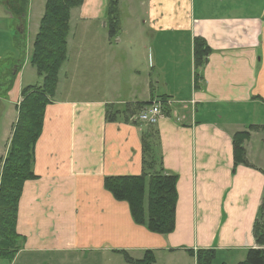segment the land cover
Segmentation results:
<instances>
[{
    "label": "crops",
    "instance_id": "obj_1",
    "mask_svg": "<svg viewBox=\"0 0 264 264\" xmlns=\"http://www.w3.org/2000/svg\"><path fill=\"white\" fill-rule=\"evenodd\" d=\"M109 2L84 0L72 11L71 22L74 15L79 24L72 36L70 23L68 60L35 148L37 178L26 182L19 203L22 249L12 263L0 264H131L124 254L141 261L147 253L155 264H197L191 253L201 250L217 252L214 264L244 263L259 248L254 228L264 202V122L258 118L264 108V0H119L115 39L104 23ZM32 15L30 7L27 22ZM38 33L29 32L27 60L8 95L16 111L23 90L35 87L21 90L18 83L28 72L38 76L31 64ZM184 37L192 73L171 90L162 52ZM196 39L212 50L198 75ZM150 50L151 74L144 57ZM79 77L76 91L84 96L73 99ZM162 97L167 102L157 126L135 120ZM258 107L249 127L262 130L245 144L248 164L236 165L234 137L250 131L237 115ZM153 173L178 177L176 230L169 236L136 225L129 205L105 187L107 179Z\"/></svg>",
    "mask_w": 264,
    "mask_h": 264
},
{
    "label": "trees",
    "instance_id": "obj_2",
    "mask_svg": "<svg viewBox=\"0 0 264 264\" xmlns=\"http://www.w3.org/2000/svg\"><path fill=\"white\" fill-rule=\"evenodd\" d=\"M11 15L23 20L20 32L25 34L30 0H0ZM84 0H47L45 14L40 23L39 33L34 42L31 64L43 79L42 86L23 90V101L19 105L18 119L13 126L9 148L1 162L0 170V262L12 263L22 249L23 238L17 232L19 203L26 182L35 180L33 172L35 148L44 130L45 114L56 96L60 71L68 60V39L72 11L83 6ZM119 0H110L107 11V27L112 39L121 29ZM23 34V35H24ZM212 50L203 39L194 41V63L197 75L204 68ZM5 63H0V67ZM21 63L7 71L10 79L8 87L0 96L8 97L12 92ZM199 77L197 76V80ZM166 104V99L159 98ZM148 103L143 109L151 105ZM140 111V110H139ZM143 111V110H142ZM141 111V112H142ZM139 112V113H141ZM138 113V114H139ZM137 115V114H136ZM113 120V115L109 117ZM262 130L251 127L250 131L234 137L236 165H247L245 144L251 133ZM150 162L151 146H145ZM178 177L165 173L150 176L119 177L105 181V187L118 202L127 203L134 223L145 227L150 233L169 236L176 230V209L178 203ZM258 249L248 252L242 264H264V202L260 211V221L254 228ZM196 257L197 264H214L217 260L215 250H201ZM125 260L131 264H155L156 257L147 253L141 261H133L127 254Z\"/></svg>",
    "mask_w": 264,
    "mask_h": 264
},
{
    "label": "rangeland",
    "instance_id": "obj_3",
    "mask_svg": "<svg viewBox=\"0 0 264 264\" xmlns=\"http://www.w3.org/2000/svg\"><path fill=\"white\" fill-rule=\"evenodd\" d=\"M47 0H30L29 4V10L31 7V11L33 15L28 19L29 22H27L28 26V35L27 37H24L20 32L21 24H23V20H17L15 19L10 12L6 10V8L3 6L2 3H0V63H5L0 67V95L3 92V90H6L8 87V84L10 82L9 78H6L8 69L12 68L14 69V65H18V63H24L26 62V54H27V45H29L30 41L32 40V37L29 38V32H38L42 14L45 12V6H46ZM29 12V11H28ZM107 25V21L104 22ZM103 23V25H104ZM78 20L77 16L73 15V21L71 22V31L72 36L75 33L76 27H77ZM33 36V35H32ZM101 42V41H98ZM69 43V40H68ZM170 47L168 49L163 50L162 52V61L165 65L163 70V75L165 77V82L168 85V87L173 90L175 87L179 86L180 84H185L189 81L190 75L192 73V64L191 60H193V57H191L189 42L187 38H181L179 41H169ZM98 45V44H97ZM71 48L73 47V39L71 41ZM155 52V51H154ZM154 52L152 50L149 51L148 55L146 54L144 57L147 60L148 65V72L151 74V64H153V54ZM72 67L74 68V52L72 50ZM143 57V59H144ZM142 62V59H141ZM36 71V70H35ZM30 74V77H28L27 74ZM20 84L19 87L22 89L26 88V84L31 83L35 87H39L38 85H41V80H39L38 76L36 74L28 72ZM37 73V72H36ZM33 75V76H32ZM156 75V74H155ZM156 77V76H154ZM18 78V76H17ZM63 82L65 81V78L63 76ZM17 81V79H16ZM83 80L81 77L79 79L73 80V99H79L82 96H84L82 93H78L76 90L82 87ZM91 85V78L90 82H87V84ZM86 84V83H85ZM164 88V85L162 84V90ZM71 93V92H70ZM93 95V93H92ZM65 98L67 95H63ZM85 98H92V97H85ZM257 109L254 110V108L250 109L251 111L248 112L246 115L244 112L246 110H243L242 114H238L237 116L243 117L247 128H250L252 122L254 121V117H256V113L254 111H257ZM260 120L264 122V108L261 109V113L259 115ZM257 118V119H258ZM18 119V113L15 110V108L12 105L11 99L8 97H4L3 95L0 96V170H1V162L4 159L7 149L9 147L10 139L12 137L13 133V126L15 125L16 121ZM255 119V120H257ZM223 124L225 121L222 122Z\"/></svg>",
    "mask_w": 264,
    "mask_h": 264
},
{
    "label": "built area",
    "instance_id": "obj_4",
    "mask_svg": "<svg viewBox=\"0 0 264 264\" xmlns=\"http://www.w3.org/2000/svg\"><path fill=\"white\" fill-rule=\"evenodd\" d=\"M165 105L164 101L157 99L152 101V104L149 105L140 115L135 118L136 121L146 124L150 127L157 126L160 121L163 119V106Z\"/></svg>",
    "mask_w": 264,
    "mask_h": 264
}]
</instances>
